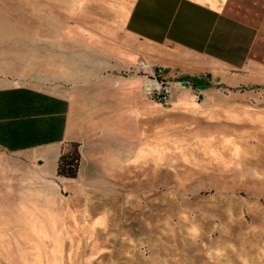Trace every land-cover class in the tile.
I'll use <instances>...</instances> for the list:
<instances>
[{
	"label": "rangeland",
	"instance_id": "obj_1",
	"mask_svg": "<svg viewBox=\"0 0 264 264\" xmlns=\"http://www.w3.org/2000/svg\"><path fill=\"white\" fill-rule=\"evenodd\" d=\"M81 5L0 0V71L42 85L48 61L82 45ZM211 90L214 108L185 92L150 101L149 125L95 149L81 196L45 214L7 196L0 264H264V88Z\"/></svg>",
	"mask_w": 264,
	"mask_h": 264
},
{
	"label": "crops",
	"instance_id": "obj_2",
	"mask_svg": "<svg viewBox=\"0 0 264 264\" xmlns=\"http://www.w3.org/2000/svg\"><path fill=\"white\" fill-rule=\"evenodd\" d=\"M74 9L82 45L49 60L42 85L0 71V156L22 160L0 166V204L13 195L45 214L63 194L81 196L95 149L149 125L150 100L131 71L138 57L163 78L203 84L211 108L222 99L213 86L264 88V0H82ZM71 143L76 177L56 178Z\"/></svg>",
	"mask_w": 264,
	"mask_h": 264
},
{
	"label": "built area",
	"instance_id": "obj_3",
	"mask_svg": "<svg viewBox=\"0 0 264 264\" xmlns=\"http://www.w3.org/2000/svg\"><path fill=\"white\" fill-rule=\"evenodd\" d=\"M134 74L140 77V92L146 99L160 105H170L178 93L185 92L196 99L204 97V91L189 81L163 78L157 68L142 57L135 61Z\"/></svg>",
	"mask_w": 264,
	"mask_h": 264
},
{
	"label": "trees",
	"instance_id": "obj_4",
	"mask_svg": "<svg viewBox=\"0 0 264 264\" xmlns=\"http://www.w3.org/2000/svg\"><path fill=\"white\" fill-rule=\"evenodd\" d=\"M69 147L70 149H67V147L64 151H61L56 159L54 169L56 177L67 179H74L76 177L79 161L77 150L78 145L75 143H71Z\"/></svg>",
	"mask_w": 264,
	"mask_h": 264
}]
</instances>
